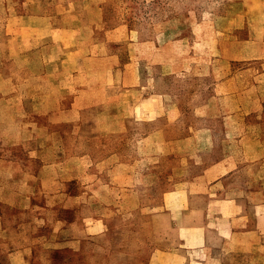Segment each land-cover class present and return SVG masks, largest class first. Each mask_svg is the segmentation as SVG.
Here are the masks:
<instances>
[{
	"label": "crops",
	"instance_id": "1",
	"mask_svg": "<svg viewBox=\"0 0 264 264\" xmlns=\"http://www.w3.org/2000/svg\"><path fill=\"white\" fill-rule=\"evenodd\" d=\"M40 29L41 35L25 38H31L30 42L42 38L41 45L46 41L60 44L64 54L62 59L48 58L51 62L44 61L36 74L40 85H46L47 79L49 87L15 83V87H0V143L5 145L0 148V264H264V198L260 197L264 193V137L258 131L262 121H249L245 133L236 134L241 122L234 105L229 107L235 100L234 87L221 91L220 97L222 87H212L210 103L204 107L226 109L219 113L223 134L227 139L239 136L242 153L234 159L230 153L187 149L188 144L196 147L198 140L213 139L212 132L172 138L180 173L173 188L163 193L161 209L142 213L148 226L144 232L111 229L110 219H123L131 211L115 214L107 205L121 201L117 193L137 183L138 171L146 180L154 178V169L159 162L169 161L170 152L157 159L146 155L141 159L146 164L139 168L140 159L124 162L121 149L105 151L102 144L101 157L92 162L90 150L64 146L58 125L70 123L92 102H98L99 109L110 106L118 111L161 96L153 107L170 108V89L142 94V87H134L150 73L147 66H153L137 54L129 55L121 65L116 53L102 51L106 45L102 41L71 42L57 35L70 29L45 25ZM159 67L160 72H169L171 63L160 62ZM91 73L96 77L88 82ZM262 90L258 86L240 90L244 108L259 104ZM28 112L34 114L29 120ZM72 132L68 143L79 147L83 141L84 145L87 136ZM96 170L113 176L99 175L92 182L90 175L95 174L90 173ZM73 181L82 189L65 188ZM90 187L97 189L96 196ZM123 230L133 243H112L111 233L120 239Z\"/></svg>",
	"mask_w": 264,
	"mask_h": 264
},
{
	"label": "rangeland",
	"instance_id": "2",
	"mask_svg": "<svg viewBox=\"0 0 264 264\" xmlns=\"http://www.w3.org/2000/svg\"><path fill=\"white\" fill-rule=\"evenodd\" d=\"M44 25L51 29H70L57 35L71 42H104L106 45L102 46V51L116 53L121 65L129 55L137 54L142 61L153 66H147L150 73L134 87H142V94L148 90L162 92L164 87L171 92L173 104L170 108L153 107L161 96L133 109L124 107L118 111L110 106L99 109L98 102H92L77 117L73 116L70 123L58 125L64 146L70 145L71 150H90L92 162L101 157L102 144L107 149L105 151L121 149L124 162L141 160L146 155L157 159L162 153L170 152L169 161L159 162L154 169V178L146 180L138 171L141 176L136 177L137 183L117 193L121 201L107 205L115 214L131 211L123 219H110L109 228H136L142 232L147 229L142 213L161 209L163 193L173 188L172 182L180 173L179 159L172 154V138L212 132L213 139L198 140L196 147L188 144L187 149H208L209 153L218 155L230 153L234 159L242 153V142L237 140L239 136L227 139L223 134L225 128L220 123L219 113L226 109L204 107L210 103L212 87H222L219 97L221 91L234 87L235 100L229 107L234 105L241 122L236 134L245 133L249 121H262L258 131L264 137V0H0V87H15L12 83L28 88L49 87L47 79L44 80L46 85H40L36 74L44 61L51 62L48 58L53 61L56 57L62 59L64 54H61L60 44L57 47L46 41L41 45L38 43L42 38L32 42L31 38H25L35 33L41 35L40 28ZM87 49L97 51L96 48ZM244 56L258 57L243 59ZM216 58L219 60H214ZM164 61L171 63L169 72H160L159 64ZM46 66L48 68V64ZM87 67L90 72L91 62ZM94 75L88 76V82L95 79ZM252 86L263 88L260 103L244 108L246 105L239 100V92ZM69 96L70 92L64 95L62 106L66 105ZM33 115L26 113L28 120ZM72 131L87 136L84 145L83 141L79 147L73 141L68 143L67 137L70 141ZM4 147L0 143V148ZM244 158L242 156L238 161ZM141 163L139 168L146 164L144 160ZM160 165L164 168L167 165V169ZM90 174H95V177L90 175L94 177L92 182L99 175L113 176L97 170ZM66 187L74 191L82 189L75 181ZM89 190L92 196H96V188L90 187ZM260 197L264 198V193ZM123 234V239H117L112 232V243H133L125 237L129 233L123 230Z\"/></svg>",
	"mask_w": 264,
	"mask_h": 264
}]
</instances>
